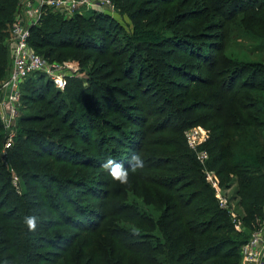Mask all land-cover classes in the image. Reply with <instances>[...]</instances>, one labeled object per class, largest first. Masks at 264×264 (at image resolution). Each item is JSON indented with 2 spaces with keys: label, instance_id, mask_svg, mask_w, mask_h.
<instances>
[{
  "label": "trees",
  "instance_id": "16d2710c",
  "mask_svg": "<svg viewBox=\"0 0 264 264\" xmlns=\"http://www.w3.org/2000/svg\"><path fill=\"white\" fill-rule=\"evenodd\" d=\"M112 1L114 12L91 10L71 18L49 9L39 23L31 27L30 45L46 59L58 61L61 58L57 51L63 49L85 51V58L92 60L95 56V59L88 86L70 80L53 98L47 99V94L41 93L39 100L44 101L38 108L41 114L21 118L24 126L19 131L20 140L37 151L39 157L55 155L58 162L83 168H103L101 165L109 158L130 168L131 156L138 154L140 149L144 151L145 167L153 171L146 179L151 191L145 202L159 214L153 216L131 206L132 226H121L119 222L114 230H107L108 235L114 233L110 236L112 241L97 256L95 264H242V248L264 220V62L233 58L234 53L230 55L223 43L216 42L215 38L227 21L251 12L253 33L264 46V0H212V4L207 0V7L193 11L192 16L197 24L205 21L206 30L190 41L180 37L174 39L175 36L154 40L152 34L144 31L146 26H151L148 22L145 24L144 19L154 11L147 9L148 4L161 6L167 0H129L132 6L139 5V8L131 13L136 21L135 29L123 37L126 39L124 44L117 33L123 30L114 18L119 4ZM20 9L21 0H0V83L10 73V29ZM211 11L215 16L209 14ZM155 14L154 22L158 25L165 21L160 12ZM185 17L190 18V14L186 13ZM186 37L190 38L189 35ZM181 50V53L191 55L193 61L203 62L209 76H193L180 69L177 77L189 76L194 84L205 87L216 85L215 94H206L203 100L193 102L180 98L189 93L191 84L169 76L168 62L174 52ZM98 57L107 60L100 64ZM115 74L118 76L113 77ZM38 75L43 81L47 77L40 72L31 75L22 86L23 101L29 89L36 92L35 82L30 85L29 81ZM47 78L49 88L52 80ZM146 98L150 100L146 106L149 116L157 117L159 122L152 129L155 133L163 131L182 113L207 111L204 118L210 136L199 149L208 151L209 159L205 164L218 174L224 191L232 184L236 185L235 194L229 201L230 206L231 201L237 202L242 230H238L233 221L235 212L220 206L215 190L206 180L205 164L194 150L179 142L176 144L179 153L166 159L157 150L150 151L151 142L145 146L143 130L142 138H137L114 121L121 119L126 125L144 128L149 118L145 119L146 116L138 112L143 113L144 109L132 107L128 102ZM96 105L101 113L111 117L103 124L114 134H106L100 123L97 125L92 116ZM89 107L90 114L86 110ZM160 116L167 118L158 119ZM45 121L48 123L40 126ZM70 129L75 139H81L80 143L85 145L84 153L73 147L68 150L62 145L67 134L61 132ZM5 139L6 133L1 128L0 264H34L35 261L68 264L57 252L54 254L58 257L53 259L48 256L51 252H43L46 247L59 248L57 241L46 236L36 239L39 233L30 231L25 224L24 217L30 215L38 217V224L46 220L40 216L42 209L32 212L29 202L23 200L25 196L12 192V170H22L42 185L46 180L66 208L87 217L86 221L74 218L67 210H56L67 220L68 226L80 228L88 222L96 228L92 213L86 215V210L78 203L79 189L73 188L77 184L51 174L43 176V180L41 174L30 171L32 164L25 157L27 153L17 151L14 143L3 158ZM122 147L132 149L127 157L119 152ZM38 165L42 166L41 163ZM77 181L78 186H84L86 182L83 178ZM107 200H111L109 194L105 195ZM10 202L12 206H9ZM58 223L53 218L45 227L55 229L60 226ZM117 253L121 259L116 257Z\"/></svg>",
  "mask_w": 264,
  "mask_h": 264
},
{
  "label": "rangeland",
  "instance_id": "374dc122",
  "mask_svg": "<svg viewBox=\"0 0 264 264\" xmlns=\"http://www.w3.org/2000/svg\"><path fill=\"white\" fill-rule=\"evenodd\" d=\"M115 1V0H114ZM119 4V11L114 13V18L119 22L122 32L118 31V39H121L123 44L126 39L123 38L125 35H129L135 29L136 21L131 17V13L135 12L137 6H132L129 0H116ZM210 0L209 4H212ZM150 2V1H149ZM166 4L161 6H153L152 4H148L147 9L154 10L149 16L144 19L145 24L147 22L151 25L149 27H145L147 33L152 34L154 40H158L163 37H173L174 39L183 38L184 40L190 41L192 38L198 36V33L205 32V21L197 24L195 19H192L193 11H202L201 8H206L208 3L207 0H167ZM156 12H160V14L164 18V22L158 23L154 22L156 19ZM186 13L190 14L189 17H185ZM212 16L213 12L209 13ZM251 12L248 14L240 15L234 20L227 21L225 27L222 31H217L218 36L215 38L216 42H222L223 46L226 47L228 53L232 54L233 58H239L245 61H262L264 62V46L261 45V42L255 38L254 32V23L252 22V18L250 16ZM72 15H68L66 18H71ZM215 20H218L216 18ZM171 23V24H170ZM170 24V25H168ZM187 35L190 36L186 37ZM152 38V37H151ZM212 40V39H210ZM179 52H174L172 56V60L168 63L169 71L171 72L169 76L177 79V81H184L191 84V88L189 93H184L180 96V98H185V102H193L197 100H203L207 95L215 94L217 92L216 85L213 87H205L203 85L194 84L192 80H189V76L186 78L177 77V70H186L193 76H203L208 77L209 71L205 68V64L201 61H193L192 56L188 54H184ZM57 54H60V58L58 59V63L62 64L63 62H70L74 64V68L77 69L74 73H69L68 76L65 77V81L63 85L57 86L54 85L53 82H50L49 88L47 87V77H45V81L41 80V76H37L32 78L29 81L30 85H33L35 82L36 92L33 93L28 90L25 92L28 96L24 95V101L21 100V103L18 108L17 117L11 126V128L6 129L3 121L0 118V129L4 128V132L6 136L9 134H13L14 144L16 145L17 151L26 152V159L32 164L30 167V171L34 173L41 174L40 177L44 180L48 174L54 175L57 178L63 180H71L77 185H74L73 188H78V203L80 206L86 210V215H90L92 213V217L94 219V223L97 224L96 228H93L95 224H89L88 222L83 224L80 228L70 227L66 224L67 220L63 216L60 215L58 209L67 210L69 214H71L74 218H81L87 221V217L83 215H79L77 211L74 209L66 208V204L60 201V197L57 192L53 191L47 183L44 181V185L38 183L31 177H27L26 173L22 170H12V192L18 195H24V201L29 202V206L32 209V212H36L39 209L41 210L40 216L45 218L46 221H40L35 230L36 233H39L36 239H40L41 237H50L52 240L57 241L59 248L57 247H46V251L43 252H51L48 256L50 259L58 257L54 254L57 252L59 257L65 259L68 264H95L97 263V256L109 245L112 241V235H108L107 230H114L115 225H118L119 222L121 226H126L130 228L132 226L131 223V214H133V209L131 206L138 207L140 209L148 211L153 216H158L159 211L156 210L152 205H148L145 202L146 196L148 192L150 193L148 185L146 183V179L153 174L151 169H147L146 162L145 166L141 169L140 172H132L131 168L129 170V179L126 184H121L120 182L112 179L109 172L103 168H83L77 165L58 162L55 160V155L48 156H38V152L24 145L20 140L19 131L21 126H24L21 118L28 116L30 114H41L38 111V108L44 103V101H40L39 98L41 93L44 91V94H47L48 98H53L57 95L58 89L64 90L68 82L71 80L72 82H82L84 86H88L87 80L92 77L91 76V66L93 65V58L91 59L85 58L87 52H76L71 51L69 49L58 50ZM92 54V53H91ZM231 55V54H230ZM98 63H102L107 60L106 57H98ZM10 70L13 67V62L10 64ZM108 69H112L108 67ZM107 70V69H105ZM193 72V73H192ZM197 74V75H194ZM118 75H113V77ZM39 79V80H38ZM110 81L109 79H107ZM116 84H124L123 81L113 82ZM33 83V84H32ZM0 94H1V83H0ZM181 94L178 93V95ZM149 98L145 100L132 101L130 100L128 103L132 104V107L138 106L139 109H144L143 113L138 111L140 114L145 115V119H148L144 128H141L136 125L128 124L126 125L121 119L114 120L118 123L122 124L128 134H132L135 137H140L141 131L143 130V134L145 140V146L149 144L151 147L150 151L156 152V150L162 154V156L166 159L172 158L175 154L179 153V149L176 148V144L182 142L186 147H190L192 150L196 152V148H193L187 136L194 129L199 131V139L204 136L206 139L210 136L208 124L206 119L204 118V114L207 111H195L192 113H182L180 117L176 118L174 121L168 123V127L163 131H159L157 133L153 132L152 129L158 125L157 117L149 116V111L147 109V104H149ZM160 104L156 105L159 106ZM99 105L94 107L92 116L96 121L97 125L100 123L101 130H106V134H114L111 129H108L103 124V121L108 117L106 114L101 113ZM90 107L86 109L88 113ZM134 112V111H133ZM76 114V113H75ZM76 116L80 117V115L76 114ZM165 119L167 116H160L158 119ZM91 121V120H90ZM89 121V122H90ZM48 123L45 121L43 124ZM211 124V123H210ZM29 126L30 124H25ZM35 126V125H31ZM39 126V125H38ZM138 128V130H137ZM61 134L66 135V138L63 139V146H66L68 150L70 148H76L81 153H84L85 145L80 143L77 139H75V135H73V131L65 130L62 131ZM29 148V149H28ZM119 152L127 157L130 149H125L124 147L118 149ZM139 155L143 158L144 151L139 150ZM9 153V152H8ZM136 154V153H134ZM28 157V158H27ZM41 160V161H40ZM56 162H55V161ZM130 160V159H129ZM4 161V160H3ZM38 163H41L42 166H39ZM62 167H66L62 169ZM67 169L66 172H63ZM204 170L209 171V173H215L218 180L220 178L218 174L204 165ZM80 178L84 179L85 185L78 186ZM83 181V182H84ZM221 184V183H220ZM46 185V186H45ZM236 185H231L229 189L223 191L225 196L229 199H232L235 194ZM54 193V194H53ZM109 194L110 201H105V195ZM228 199V200H229ZM232 204L229 207L230 210L235 212V215L238 216V207L237 202L235 200L231 201ZM9 206H12V203H9ZM108 204V206H107ZM120 205H123L122 207ZM232 208V209H231ZM106 212V213H105ZM233 216V215H232ZM55 218L59 221V225L55 229L48 230L45 226L46 223ZM238 230H242L243 228H238ZM67 239V240H66ZM115 241L117 242L116 238ZM117 258H122L118 253L116 254ZM114 257V259H116ZM113 260V259H112ZM34 264H53V262H44V261H35Z\"/></svg>",
  "mask_w": 264,
  "mask_h": 264
},
{
  "label": "built area",
  "instance_id": "2783aa9c",
  "mask_svg": "<svg viewBox=\"0 0 264 264\" xmlns=\"http://www.w3.org/2000/svg\"><path fill=\"white\" fill-rule=\"evenodd\" d=\"M49 9L68 17V15L74 16L77 13L91 10L114 12L115 5L112 0H21V9L10 29L13 67L1 83L0 118L6 129L11 128L17 117L23 94L22 86L31 75L39 72L44 73L55 85L61 86L69 73L77 71L73 66L74 64L70 62L60 64L57 61H50L38 54L30 45L31 27L38 24ZM13 137V134L6 136L2 150L3 158L13 146ZM187 138L190 145L196 148L198 159L205 164L209 159V153L205 149L200 150L199 147L208 138L202 136L199 139L197 129L192 130ZM204 171L207 182L215 190L220 206L229 209V198L223 193L224 190L217 176L214 172ZM232 211L230 210V212ZM233 221L238 228L242 227L241 220L234 213ZM242 255V264H264V220L260 227L252 232L250 239L243 246Z\"/></svg>",
  "mask_w": 264,
  "mask_h": 264
},
{
  "label": "clouds",
  "instance_id": "9594fccd",
  "mask_svg": "<svg viewBox=\"0 0 264 264\" xmlns=\"http://www.w3.org/2000/svg\"><path fill=\"white\" fill-rule=\"evenodd\" d=\"M101 166L109 172L112 179L121 184H126L128 182L129 170L123 163L109 158ZM129 166L132 172H136L138 169H142L145 166V161L141 155L133 154L129 161ZM24 222L30 231H35L38 225V217L36 215L25 216Z\"/></svg>",
  "mask_w": 264,
  "mask_h": 264
}]
</instances>
